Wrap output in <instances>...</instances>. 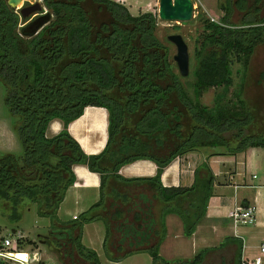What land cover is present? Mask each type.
Listing matches in <instances>:
<instances>
[{
  "label": "trees",
  "instance_id": "obj_1",
  "mask_svg": "<svg viewBox=\"0 0 264 264\" xmlns=\"http://www.w3.org/2000/svg\"><path fill=\"white\" fill-rule=\"evenodd\" d=\"M263 1L236 0L247 12L239 24L231 19L232 0L221 4L226 11L219 21L206 20L195 54L192 95L174 68L169 46L156 34L158 17L151 10L134 14L120 0H40L32 9L36 14L29 16L0 0V80L20 144L0 149V215L17 223L25 209L34 208L37 215L49 217L48 233L39 236L72 264H102L82 239L84 225L97 219L105 222L104 249L111 260L147 251L151 264H202L206 248L172 263L160 245L170 212L181 217L185 234L195 232L206 216L215 175L206 165L207 174H197L192 185L164 186L161 174L174 158L192 150L219 148L214 154H235L264 147V134L250 132L255 113L243 90L226 102L219 93L212 107L201 101L210 87H230L233 62L247 67L256 45L264 41ZM87 105L108 110V141L99 154L86 153L68 130ZM54 119L64 127L49 135ZM139 158L157 164L155 176H115L127 187L146 184L140 203L128 190L115 188L119 200L108 202L103 190L100 200L76 218L59 216L75 181V164L100 172L104 189L106 172ZM241 256L242 242L237 264Z\"/></svg>",
  "mask_w": 264,
  "mask_h": 264
},
{
  "label": "crops",
  "instance_id": "obj_2",
  "mask_svg": "<svg viewBox=\"0 0 264 264\" xmlns=\"http://www.w3.org/2000/svg\"><path fill=\"white\" fill-rule=\"evenodd\" d=\"M1 127V149H17L18 140L11 122L2 121ZM63 127L62 120L54 119L50 122L47 133L56 134ZM68 130L86 153H101L109 136L107 108L98 105L85 106L82 114L69 122ZM217 150L202 148L177 156L165 166L161 174L164 186H190L197 174L201 177L207 174L206 165L211 167L215 175L213 195L209 199L206 216L193 234H185L183 221L177 213L170 212L165 216L167 233L161 242L160 253L172 263L181 259H192L206 248L204 257H210L211 264H237L236 255L241 242L242 255L254 256L260 250L264 239V147L250 146L235 154H214ZM73 169L75 181L67 190L59 208V216L63 219H73L74 215H80L87 210L100 200L103 190L106 198H109L108 202L112 199L119 200L114 196L113 191L116 188L120 192L128 190L131 197L135 200L137 198L140 203L141 199L138 197L146 189V184L127 187L115 175L125 178L153 177L157 173V164L147 158L126 162L116 172L105 173L104 189L100 172L93 171L84 164H75ZM236 203L256 206L255 223H234L229 211ZM156 212H159V207ZM105 235L106 225L101 219L84 225L83 242L98 252L102 264L149 263L151 255L148 256L150 253L147 251L134 252L119 261L109 259L105 255Z\"/></svg>",
  "mask_w": 264,
  "mask_h": 264
},
{
  "label": "rangeland",
  "instance_id": "obj_3",
  "mask_svg": "<svg viewBox=\"0 0 264 264\" xmlns=\"http://www.w3.org/2000/svg\"><path fill=\"white\" fill-rule=\"evenodd\" d=\"M120 1L126 3L131 12L134 14L148 10L157 14L158 23L156 27V34L166 45L169 46L171 61L174 64L176 72L179 74L180 71L177 62L174 59L177 47L175 43L168 38V35L171 33H181L184 36L189 45L190 51V73L187 76H183L181 74L180 76L187 90L194 95V82L196 80L194 70L197 63L195 54L196 49L202 40L201 36L205 30L206 20L214 19L219 21L226 11L221 8V4L227 3L228 0H193V17L182 22L178 20L161 19L159 16L160 0ZM29 4L30 2H25V5ZM262 5H264V1L262 2ZM232 6L233 12L231 19L233 22L239 24L244 19L247 12L237 7L236 0H232ZM262 7L263 9L259 14L261 17L264 16V6ZM32 14L35 15L36 13L31 10L27 15L30 16ZM233 77L234 82L228 88H225L224 86H213L208 88L201 96V101L212 107L216 104L219 93H224L223 100L226 102L229 99L236 100V93L239 90H243L244 97L248 100L249 106L255 113V120L250 127V132L264 134V41L256 45L247 67L239 61L233 62ZM224 89L228 90L224 91ZM5 93V85L2 80H0V136L2 134V121L8 120L11 124L15 121V118L11 115L5 104ZM1 148L2 147L0 146V149ZM18 148H20L19 141L17 149ZM49 224V217L37 215L34 208L25 209L22 220L17 223L11 222L4 215H0V226L3 230L17 228L18 230L23 231L26 235V239H24L27 241L29 247H31L32 243L28 241L29 239H32L35 241L33 247L35 249L40 248L41 260L38 263L35 262L34 264H72L68 257L61 259V256L58 253L49 248L44 240H41L44 238L43 236H39V234L46 235L49 231ZM148 256H150V254H148ZM209 261H211V258L206 256L202 264H211ZM151 262L152 257L150 256L148 264H151Z\"/></svg>",
  "mask_w": 264,
  "mask_h": 264
},
{
  "label": "built area",
  "instance_id": "obj_4",
  "mask_svg": "<svg viewBox=\"0 0 264 264\" xmlns=\"http://www.w3.org/2000/svg\"><path fill=\"white\" fill-rule=\"evenodd\" d=\"M256 176V175H254ZM256 206L254 204L236 203L229 211V216L236 225L253 224L256 221ZM78 215H74L76 218ZM23 231L8 229L0 226V264H34L41 260L40 248L27 244ZM239 264H264V239L260 250L254 256L242 255Z\"/></svg>",
  "mask_w": 264,
  "mask_h": 264
},
{
  "label": "water",
  "instance_id": "obj_5",
  "mask_svg": "<svg viewBox=\"0 0 264 264\" xmlns=\"http://www.w3.org/2000/svg\"><path fill=\"white\" fill-rule=\"evenodd\" d=\"M16 9H21L23 15L39 7L40 0H7ZM30 2L25 5V2ZM193 0H160L159 16L165 20L187 21L193 17ZM168 38L175 43L177 52L174 59L177 62L180 74L187 76L190 73V51L189 45L181 33H171ZM15 230V228H13Z\"/></svg>",
  "mask_w": 264,
  "mask_h": 264
}]
</instances>
